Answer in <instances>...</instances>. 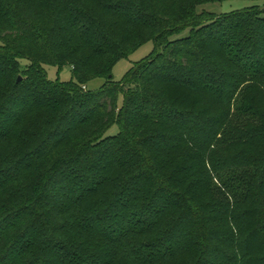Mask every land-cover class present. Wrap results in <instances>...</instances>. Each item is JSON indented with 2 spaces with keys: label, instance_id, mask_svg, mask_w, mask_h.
<instances>
[{
  "label": "trees",
  "instance_id": "16d2710c",
  "mask_svg": "<svg viewBox=\"0 0 264 264\" xmlns=\"http://www.w3.org/2000/svg\"><path fill=\"white\" fill-rule=\"evenodd\" d=\"M210 1L0 0V264H264V10Z\"/></svg>",
  "mask_w": 264,
  "mask_h": 264
},
{
  "label": "rangeland",
  "instance_id": "374dc122",
  "mask_svg": "<svg viewBox=\"0 0 264 264\" xmlns=\"http://www.w3.org/2000/svg\"><path fill=\"white\" fill-rule=\"evenodd\" d=\"M253 7H259L264 10V0H213L210 2H206V4L202 5L199 9V12H205L213 15L214 18L218 16H222L224 14H229L232 12H238L246 9H251ZM187 32H184L178 36L177 38L185 37ZM157 49L156 43L153 40L145 41L144 44L135 48L131 51L126 58L120 60L113 69V77L114 82H121L124 78L130 73L132 67H134L137 63H140ZM22 64H28V61L23 59ZM45 71L50 81H59L61 83H68L72 81V70L71 67H64L62 69H58L55 66H45ZM22 77V76H21ZM20 77V78H21ZM105 82L104 78H99L94 81L89 82L86 85L90 91H99L102 84ZM118 103L120 106L123 105V97L120 96ZM119 131L118 126L112 127L106 135H117Z\"/></svg>",
  "mask_w": 264,
  "mask_h": 264
},
{
  "label": "water",
  "instance_id": "95a60500",
  "mask_svg": "<svg viewBox=\"0 0 264 264\" xmlns=\"http://www.w3.org/2000/svg\"><path fill=\"white\" fill-rule=\"evenodd\" d=\"M21 79H22V77L18 79V82H21Z\"/></svg>",
  "mask_w": 264,
  "mask_h": 264
},
{
  "label": "built area",
  "instance_id": "2783aa9c",
  "mask_svg": "<svg viewBox=\"0 0 264 264\" xmlns=\"http://www.w3.org/2000/svg\"><path fill=\"white\" fill-rule=\"evenodd\" d=\"M84 89H86V87H84Z\"/></svg>",
  "mask_w": 264,
  "mask_h": 264
}]
</instances>
